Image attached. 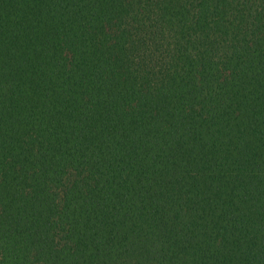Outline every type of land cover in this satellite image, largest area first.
<instances>
[{
  "label": "trees",
  "instance_id": "1",
  "mask_svg": "<svg viewBox=\"0 0 264 264\" xmlns=\"http://www.w3.org/2000/svg\"><path fill=\"white\" fill-rule=\"evenodd\" d=\"M0 264H264V0H0Z\"/></svg>",
  "mask_w": 264,
  "mask_h": 264
}]
</instances>
